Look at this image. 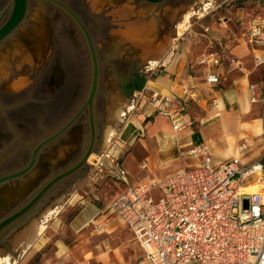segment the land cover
Listing matches in <instances>:
<instances>
[{
  "label": "rangeland",
  "instance_id": "rangeland-1",
  "mask_svg": "<svg viewBox=\"0 0 264 264\" xmlns=\"http://www.w3.org/2000/svg\"><path fill=\"white\" fill-rule=\"evenodd\" d=\"M11 1L0 0V15L5 14L2 23L10 12ZM54 1L60 3L77 18L89 38L91 47L88 45L84 32L65 11L42 1H28L26 16L21 25L16 32H13L9 38L3 41L18 39L21 34V37L27 39L37 54L40 48L37 49L35 41L42 43L44 64L41 67H38L40 63L35 66H26L24 71L39 70L43 72L36 78V84L42 82L43 85L41 86L44 88L36 89L35 87L27 96L31 97L32 95V100L38 109V112L32 113L33 122L39 125L40 123H48L49 127L47 132H42L34 137L30 144L24 143L26 145L24 148L27 147L26 158L16 156L9 158L6 160L4 168L12 170L13 174L21 171L30 159L29 145L31 148L35 147L40 140L51 136L73 118L77 113V101H73V90L74 88L77 89V86L80 99L78 101L79 109L84 106L92 79L91 50L94 52L98 67V83L93 100L97 142L95 150L78 171L56 184L46 193L37 206L33 207L23 218L18 219L0 235V256H10L9 264L20 260L24 255L23 247L18 245L17 239L32 223L39 222L48 225L57 220L56 216L68 219L74 214L77 203L72 200L73 196L76 193L82 194L91 188L90 176L93 171L91 164L96 160V157L103 156L102 161L106 165H110L113 156L119 155V151L127 152L129 147L124 146V144L128 142L126 136L124 137L125 133L122 134V130L127 126L129 120H138V115L145 114L137 109L133 97L150 77L161 75L162 68L160 66L162 63L158 62L161 56L168 52L178 54L181 48L188 55L186 65L193 66L196 62L199 65V61L203 58V53H200L204 47L200 40L202 42L205 39L197 36L200 39H197L199 41L198 46H196L197 49H195L181 41L185 37L183 35L189 31H193L196 35L204 33L208 25L220 23L224 17L222 15L224 10L231 7L239 8V4L243 2V0H165L158 5H149L141 0ZM187 14L191 15L190 19L181 31L178 27L184 23ZM26 25L29 27L27 31L24 30ZM206 32L208 33V31ZM214 45V49L219 55H224L223 47L218 42H214ZM55 59L58 60V66L65 73L64 85L58 90L50 88L45 82V76L47 77L51 73ZM22 64L23 62L16 64L15 70H20ZM18 86L20 88L22 85ZM208 95L211 96V92L206 93L204 97L203 107H206L205 109L213 106L212 97L209 98ZM23 96L25 95L22 94L18 97L0 96V102L7 104L14 102L19 105ZM73 105L76 108L74 114L72 112ZM193 106L187 105V114ZM196 107L201 109L200 106ZM118 110L121 111V114L116 120L115 113ZM4 116L2 114V117ZM78 124L80 127L77 131L75 129L74 133L68 132L67 135L65 133L66 137L63 135L57 141H52L42 149V153L55 146L58 141H64V148L56 149L48 157L42 156L38 159L37 168L20 178L6 182L2 186L5 189V196L10 198L7 201L10 205L12 204V210L6 211V213L11 214L19 210L44 185L84 157L87 146L88 148L90 146L87 110L82 113ZM199 124L200 121L196 123V126L202 130ZM137 126H139V122ZM129 127L130 125L126 129L128 130ZM109 129L112 130V136L106 141ZM167 132L171 133L169 124ZM202 143L208 147L211 146L205 139ZM24 144L18 143L16 147L24 146ZM138 147L139 143L135 140L130 148L136 150ZM78 148L79 152L74 155H80V159L72 157L73 151ZM211 152L213 157L219 156L214 154L212 149ZM21 154L20 152L17 153L18 156ZM119 156L122 154L120 153ZM248 157L244 161L248 160ZM63 163L64 169L61 168ZM180 164L172 163L164 168L163 176L173 174L181 169ZM58 166L60 167L57 168ZM192 166L193 162L191 161L188 167ZM144 170L147 173V170ZM107 171L105 170L102 174L105 178L107 175H111ZM2 176L1 174L0 177ZM59 203H62L63 210L44 222L47 210L57 209ZM4 214L5 212H2L1 209L0 219ZM39 247L42 248L36 245L38 250Z\"/></svg>",
  "mask_w": 264,
  "mask_h": 264
},
{
  "label": "crops",
  "instance_id": "crops-1",
  "mask_svg": "<svg viewBox=\"0 0 264 264\" xmlns=\"http://www.w3.org/2000/svg\"><path fill=\"white\" fill-rule=\"evenodd\" d=\"M263 1L243 0L239 8L231 7L224 10L225 12H222L224 17L220 23L208 25L206 27L208 33L204 31L196 35L189 31L183 35L185 37L181 41L195 49L198 46L197 39H200L197 36L205 39L202 42L200 40V43L204 44L200 53H203V57L212 51L217 52L214 49V42L223 47L224 55H221L222 61L217 68L218 82L215 85L207 84L206 70L198 65V62L193 66L186 65L188 55L181 48L178 54L168 52L158 60L162 63L161 75L150 77L137 92L146 89L149 93L158 92L172 96L173 106L182 108L183 119L190 123V126H186L179 133H173L172 130L170 133L162 129L149 135L145 127L147 124L154 125L158 117L151 116L147 104L140 102L137 109L145 114L138 115V120L127 122L126 125L130 127L127 130L126 126L122 134L125 133L124 137L126 136L128 142L124 146L129 148L126 153L118 152L122 156L117 155L126 173L128 186L150 185L171 175L164 177L163 169L172 163H181L179 170L188 167L192 160L181 159L183 147L188 142L206 146L215 165L238 156V148L243 144L247 146V151L241 158L242 164H250L259 158L264 145L261 130L264 104L250 102L248 87L251 84H256L259 88L264 85V66L255 65L254 57L259 54V48L249 43L246 29L250 22L264 20V3H261ZM4 66L0 65V81L7 78ZM28 83L29 81L23 77L13 79L7 86L0 88V96H21L22 88ZM18 85L22 86L19 88ZM183 87L195 90L197 97L189 99L182 96ZM208 92L212 94L208 97H212L213 106L205 109L203 101ZM20 101L22 104L34 103L26 95ZM9 104L11 103L0 102V105ZM186 104L194 105L188 114ZM195 105L200 106L202 110L197 109ZM198 121L202 130L196 126ZM168 124L170 126L169 121ZM204 139L210 143V147L202 143ZM135 140L139 147L131 150L130 147ZM26 148L22 146L12 148V158L15 156L25 158ZM210 148L219 156L213 157ZM18 152L24 154L18 156ZM102 157L101 155L96 157L91 164L93 170L90 176L91 188L73 196L72 200L77 203L74 214L68 219L56 216L55 222L48 225L44 223L42 237L25 251L20 260L12 264H149L142 251L133 243L130 231L110 210V205L127 186L112 175L98 180V176L105 170L113 168L114 164L111 160L110 165H106ZM247 157L248 160L244 161ZM99 160L103 166H97L95 162ZM146 160L153 167L156 181H153L144 170H148ZM36 245L42 248L39 247L38 250Z\"/></svg>",
  "mask_w": 264,
  "mask_h": 264
},
{
  "label": "built area",
  "instance_id": "built-area-1",
  "mask_svg": "<svg viewBox=\"0 0 264 264\" xmlns=\"http://www.w3.org/2000/svg\"><path fill=\"white\" fill-rule=\"evenodd\" d=\"M249 43L259 48L255 65L264 66V20H254L246 29ZM221 56L212 51L199 61L206 70V82H218ZM252 104H264V85L248 87ZM182 96L197 97L196 91L182 88ZM136 107L146 103L151 116L169 121L173 133L190 126L174 98L158 92H137ZM264 142V117L261 124ZM245 144L238 156L215 165L204 145H184L181 159L194 161L150 185L130 187L126 173L113 157L109 172L126 190L110 205V210L127 227L133 243L149 264H264V191L249 188L264 185V145L259 158L242 164ZM103 166L100 160L95 162ZM105 176H98L102 180Z\"/></svg>",
  "mask_w": 264,
  "mask_h": 264
},
{
  "label": "flooded vegetation",
  "instance_id": "flooded-vegetation-1",
  "mask_svg": "<svg viewBox=\"0 0 264 264\" xmlns=\"http://www.w3.org/2000/svg\"><path fill=\"white\" fill-rule=\"evenodd\" d=\"M47 4H49V3H47ZM27 5H28V2H27ZM51 5H53V4H51ZM9 10L11 12V8ZM10 12H9L7 18L5 19V21L3 23H2V21L4 20V15L5 14L2 13L0 15V23H1L0 27L8 19L9 15H10ZM26 12H27V8H26ZM25 16H26V13H25ZM19 26L13 32H16L17 29L19 28ZM28 28L29 27L26 25V28L24 30L27 31ZM25 33H27V32H25ZM11 34L9 36H11ZM9 36L7 38H9ZM7 38H5V40ZM4 41L0 42V65H5L4 66V68H5L4 73L7 74V78L4 79V80L2 79L0 81V88H2L4 86H7L13 79H18V78H22L23 77V78H26L29 81V83H28V85H26V87L24 86V88H22V90H21L22 94L27 96L32 91V89H34L35 87H36V89H43L44 86H41V85H43L42 82L40 84H38V85L36 84V81H37L36 78L41 73H43L42 71H39V70L33 71V72H25L24 71L26 66H29V65H34L35 66V65H37V63H40V65H38V67H41L44 64L43 63L44 61L42 60L43 56H44V54H42V46H43L42 43H39L38 41H35L36 42L35 45H36L37 49L40 48L37 51L38 52V54H37L35 52V50H33V47L28 43L27 39H24L23 37H21V34H20V37L18 39H10L7 42H4ZM31 59L33 61H31ZM21 62H23V64L21 65L20 70H18V71L15 70L16 64L21 63ZM48 75L49 76H47V77L45 76V78H46L45 82L50 88H53L55 90H58V89L62 88V86L64 85L65 73L62 70V68L58 66V60L57 59H55V65L51 69V73L48 74ZM30 98L32 99V95H31ZM79 100H80L79 99V88L77 86V89L74 88V90H73V101H75V102L77 101V105H78V106L76 105V108H77L76 112L77 113H75L73 118L65 126H63L60 130H62L68 124H70L73 119H74V121L66 129H64V131L61 134L55 136L52 140L47 142L44 146H42L37 151L36 156L34 158V163H33L32 167L30 168V170L26 174L31 172L33 169L37 168V164H38V159L39 158H41L42 156H44V158L48 157L50 155V153L54 152L56 149L64 148L63 147L64 141H58V143H56L55 146H53L52 148H50L48 150H45L42 153V149L46 145H48L52 141H57V139H59V137L65 135V133L67 135L68 132L69 133H74L75 129H76V131H77V129H79V127H80L79 124H78L79 118L81 117L82 113L85 110H87V109H83V107L81 109H79L80 108L79 104H78ZM74 105L72 107L73 114H74V112L76 110ZM35 112H38V109L36 108V104L35 103L29 104V102H27L26 104L20 103L19 105L15 104V103H12V104H9V105H0V175L2 174L3 175L2 177L13 174L12 170H10L8 168H4L5 167L4 164L6 163V160L9 159V158H12V155H13L12 148L16 147V144H18V143H20V144H24V143L25 144H27V143L30 144L33 141L34 137L40 135V133H42V132H47L48 127H49L48 123H43V124L40 123V125H39V124H35L33 122L32 113H35ZM2 114L5 115V116L2 117ZM87 115H88V122H89L88 110H87ZM93 117H94V114H93ZM77 124H78V126H77ZM60 130H58L57 132H55L51 136L47 137L46 139L40 140L39 143L33 148H31V145H29V150H30V153H31L30 159H29L28 164L22 170H24L30 164V162L32 160V157H33L34 150L42 142H44L48 138L54 136ZM89 130H90V124H89ZM66 135H65V137H66ZM96 142H97V130H96V122L94 120V140H93L92 146H91V153L95 150ZM25 144L22 147H25L26 146ZM89 144H90V142H89ZM87 150H88V146H87ZM87 150H86V152H87ZM76 152H79V148L76 149V151L75 150L73 151V156L72 157L73 158L77 157L78 159H80V155H74V154H76ZM80 161H81V159L78 162H80ZM75 165H73L72 167H74ZM59 167L60 166H58L57 168H59ZM61 168L64 169V163L62 164ZM69 169H67V170H69ZM63 172H65V171H62L59 174H62ZM2 177H0V178H2ZM5 183L6 182L0 184V210L2 209V212H5L4 216L0 219V223L2 221H4L5 219H7L8 217H10L11 215H13L14 213H16L17 211H19L21 208H23L40 191L39 190L19 210H16V211H14L13 213L10 214V213H6V211H11L12 210L11 209L12 208V206H11L12 204L10 205L9 202L7 201V200H10V198L9 197L7 198L5 196L6 195V193H4L5 189L2 188V186ZM10 190H12V189H10ZM42 199L40 201H42ZM38 203L35 206H37ZM24 216H22L21 218H23ZM15 222H13V223H15ZM12 224H10L9 226H11ZM8 227H6L4 230H2L0 232V235Z\"/></svg>",
  "mask_w": 264,
  "mask_h": 264
},
{
  "label": "water",
  "instance_id": "water-1",
  "mask_svg": "<svg viewBox=\"0 0 264 264\" xmlns=\"http://www.w3.org/2000/svg\"><path fill=\"white\" fill-rule=\"evenodd\" d=\"M34 1H42L45 3L53 4L63 11H65L72 20L77 24V26L84 32V35L86 36V40L88 42L89 47H91L89 38L87 37L86 32L84 31V28L82 27L81 23L77 20V18L64 6H62L60 3L53 1V0H34ZM146 4L149 5H158L163 3L165 0H141ZM27 2L28 0H12L11 1V12L6 20V22L0 27V42L3 41L5 38H7L24 20L26 8H27ZM92 49V48H91ZM91 59H92V79H91V85L89 89V93L86 99V102L83 106V109L88 110L89 114V124H90V146L84 155V157L81 159L80 162H78L74 167L70 168L69 170L63 172L62 174L57 175L55 178H53L51 181H49L46 185H44L40 191L19 211L5 219L0 223V232L4 230L6 227H8L13 222L20 219L22 216H24L26 213H28L45 195L46 193L52 189L56 184H58L60 181L64 180L68 176L72 175L76 171H78L87 161L88 157L91 154V146L92 142L94 140V117H93V100L96 93L97 83H98V67L96 66V60L94 52L91 50ZM74 121V119L71 121V123ZM70 123V124H71ZM70 124H68L65 128L60 130L57 134L54 136L48 138L44 142H42L33 152V157L30 162V164L22 171L4 176L0 178V184L17 179L19 177L24 176L32 167L34 163V158L36 156L37 151L44 146L47 142L52 140L55 136L61 134L64 129H66Z\"/></svg>",
  "mask_w": 264,
  "mask_h": 264
},
{
  "label": "bare ground",
  "instance_id": "bare-ground-1",
  "mask_svg": "<svg viewBox=\"0 0 264 264\" xmlns=\"http://www.w3.org/2000/svg\"><path fill=\"white\" fill-rule=\"evenodd\" d=\"M190 16L191 15H188V14L185 16L184 23L180 24L178 27L179 30L182 31V29L185 28L186 24L188 23L190 19ZM178 34L180 35V32ZM120 114H121L120 110H118L115 113L116 120L119 119ZM167 126H168V121L164 118L158 117L156 118L154 125L147 124L145 128L147 129L149 135H153L158 130H162V129L167 130ZM111 136H112V130L109 129L107 131L106 141H108ZM228 156H230V154H228ZM146 166L148 167L147 175L151 176L153 178V181H156L157 179L155 177L153 167L152 165H150L149 161H146ZM248 191L252 193H258V192L264 191V185L259 186L258 184H254L249 188ZM61 209H62V203H59L58 208L55 210L48 209L47 214L44 217V222L47 221L48 218L50 217H55ZM44 230H45L44 223L34 222L21 233V235L17 239V243L18 245H20V247H23V250H24L23 252H25L28 248L34 245V243L39 238L42 237ZM9 261H10V256H4V257L0 256V264H9Z\"/></svg>",
  "mask_w": 264,
  "mask_h": 264
},
{
  "label": "trees",
  "instance_id": "trees-1",
  "mask_svg": "<svg viewBox=\"0 0 264 264\" xmlns=\"http://www.w3.org/2000/svg\"><path fill=\"white\" fill-rule=\"evenodd\" d=\"M139 88V87H138Z\"/></svg>",
  "mask_w": 264,
  "mask_h": 264
}]
</instances>
